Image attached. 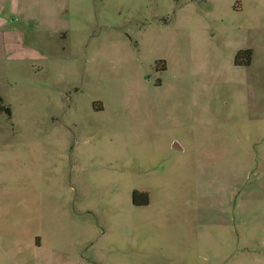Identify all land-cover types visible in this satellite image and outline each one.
I'll return each mask as SVG.
<instances>
[{"label": "rangeland", "instance_id": "rangeland-1", "mask_svg": "<svg viewBox=\"0 0 264 264\" xmlns=\"http://www.w3.org/2000/svg\"><path fill=\"white\" fill-rule=\"evenodd\" d=\"M0 95V264H264V0H0Z\"/></svg>", "mask_w": 264, "mask_h": 264}, {"label": "trees", "instance_id": "trees-1", "mask_svg": "<svg viewBox=\"0 0 264 264\" xmlns=\"http://www.w3.org/2000/svg\"><path fill=\"white\" fill-rule=\"evenodd\" d=\"M244 52L243 51H239L237 53V55L235 56V63L236 64H249L250 62V58L248 57L246 60H241V55L243 54ZM0 113H5L8 117L10 116V108L9 106H7L6 104H4V101L0 95ZM132 196H133V202L135 204H146L148 202V199H147V194L146 193H142V192H139V191H133L132 193ZM140 196H143V198L141 199V201L139 200L138 201V198L137 197H140Z\"/></svg>", "mask_w": 264, "mask_h": 264}]
</instances>
